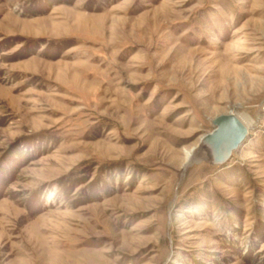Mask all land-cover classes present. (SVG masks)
<instances>
[{
	"label": "rangeland",
	"instance_id": "obj_1",
	"mask_svg": "<svg viewBox=\"0 0 264 264\" xmlns=\"http://www.w3.org/2000/svg\"><path fill=\"white\" fill-rule=\"evenodd\" d=\"M0 264H264V0H0Z\"/></svg>",
	"mask_w": 264,
	"mask_h": 264
},
{
	"label": "water",
	"instance_id": "obj_2",
	"mask_svg": "<svg viewBox=\"0 0 264 264\" xmlns=\"http://www.w3.org/2000/svg\"><path fill=\"white\" fill-rule=\"evenodd\" d=\"M213 126V130L205 135L204 144L216 150V162L222 163L245 141L249 130L234 113L217 116L213 120Z\"/></svg>",
	"mask_w": 264,
	"mask_h": 264
},
{
	"label": "bare ground",
	"instance_id": "obj_3",
	"mask_svg": "<svg viewBox=\"0 0 264 264\" xmlns=\"http://www.w3.org/2000/svg\"><path fill=\"white\" fill-rule=\"evenodd\" d=\"M238 117L241 119V121L246 126H249V120L247 119V117H245V116H238ZM204 139L205 138H203L202 141H201V143H200L201 148H203V147L205 148V146H207V145L204 144ZM199 154H200L199 149H193V150L191 149L190 151H188L185 154V159H184V162H183V166L187 165L188 163H192L193 161H197V159L200 157Z\"/></svg>",
	"mask_w": 264,
	"mask_h": 264
}]
</instances>
